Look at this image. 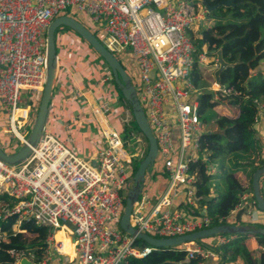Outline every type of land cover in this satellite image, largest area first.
<instances>
[{"label": "built area", "instance_id": "built-area-1", "mask_svg": "<svg viewBox=\"0 0 264 264\" xmlns=\"http://www.w3.org/2000/svg\"><path fill=\"white\" fill-rule=\"evenodd\" d=\"M190 2L0 0V147L7 154L20 150L14 143L27 144L33 128L47 79V34L55 19L79 17L119 61L131 53L135 66L129 75L157 140L159 170L168 182L155 203L142 191L130 223L155 239L210 229L206 214L194 217L175 208L182 194L184 207H198L191 165L202 158L199 141L205 130L199 114L200 92L191 73L196 63L194 33L199 26L202 38L200 23L207 19L208 9ZM63 41L60 37L57 47ZM198 62L210 64L206 50ZM215 63L217 69V58ZM210 90L223 96L230 93L215 81ZM102 104L107 116L121 119L120 104L112 93H107ZM131 139L142 142L136 129ZM202 159L209 162L207 156ZM133 181V157L120 131L103 133L96 163L77 155L54 135L43 134L25 162L11 166L0 159V193L19 200L0 219L13 214L21 221L33 219L49 227L48 257L64 254L56 235L66 229L65 235L75 239L77 264H128L131 259H146L157 248L140 247L138 239L120 226L126 201L123 191L127 187L129 192ZM261 190L264 197V182ZM253 200L254 193L248 191L242 196V205L251 207ZM247 215L251 226L264 228V212L253 209ZM214 239L213 243L203 239L177 248L201 264H221L220 247L233 237Z\"/></svg>", "mask_w": 264, "mask_h": 264}, {"label": "trees", "instance_id": "trees-1", "mask_svg": "<svg viewBox=\"0 0 264 264\" xmlns=\"http://www.w3.org/2000/svg\"><path fill=\"white\" fill-rule=\"evenodd\" d=\"M221 1L224 0H191L190 3L194 7L201 4L209 9ZM206 20L214 23L201 28L202 38L196 40V63L191 73L194 85L200 92L198 99L202 124L205 128L208 123L202 116L208 94L202 89L206 67L199 64L198 57L205 50L212 60L211 67L215 68L216 53L219 50H222L225 62L230 65L220 76L221 88L228 90L229 95L215 94L210 90L209 94L215 97V101L208 105L213 107L219 99L230 96L239 113L236 116L218 114L214 117L217 130H204L201 135L199 154L202 158L207 156L209 162L200 158L191 165V173L196 175L195 197L198 207L188 206L185 211L194 217H201L206 212L210 228L250 225L244 217L249 211L258 209L257 203L254 199L251 207L242 205V196L248 191L253 192V175L264 168L262 145L256 131V117L260 105L264 104V0H235L234 7H220L208 12ZM88 47L102 61L111 76L112 84L118 89L109 65L90 45ZM119 94L132 116L129 125L121 132L125 145H129L132 140L133 129L138 131L147 144L146 151L140 157L131 154L135 176L140 163L147 156L149 146L133 118L131 106L121 92ZM238 175L245 179L246 184ZM215 181L216 184L211 185ZM263 182L264 178L261 179ZM18 203L19 200L0 193V215L11 211ZM225 236H232L233 239L220 247L223 252L221 264H264V235L256 236L260 246L257 252L247 247L246 242L251 236ZM49 237L50 228L33 219L21 221L19 216L13 214L0 219V264H16L23 257L30 259L33 264H43L48 258ZM73 240L74 236H71L74 245ZM137 244L140 247L149 246L139 240ZM128 264H201V260L190 259L186 251L170 247L157 249L146 259H131Z\"/></svg>", "mask_w": 264, "mask_h": 264}, {"label": "crops", "instance_id": "crops-1", "mask_svg": "<svg viewBox=\"0 0 264 264\" xmlns=\"http://www.w3.org/2000/svg\"><path fill=\"white\" fill-rule=\"evenodd\" d=\"M57 48L60 50L58 53L59 70L44 134L54 135L77 155L96 163L103 146V133L110 130L121 131V119H112L103 112L104 97L108 92L112 93L120 104L122 116L131 115V113L112 84L106 67L82 39L71 34L67 39L64 38L63 45ZM120 61L127 71L135 66L131 53L120 58ZM209 62L210 64L212 62L210 58ZM210 64L208 63V66ZM213 70L215 69L213 68ZM106 76L109 78H105ZM262 105L256 123V131L262 145L264 158V104ZM243 181L246 182L245 179ZM165 188L166 184L161 188L159 196ZM184 204L185 196L182 194L176 200L175 208L185 212ZM248 217L246 214L244 220L249 224ZM65 232L67 231H60L56 235L58 242H64V254L53 253L48 257L46 264H77L75 239L73 245L71 238H68ZM214 238H208L205 241L213 243ZM246 244L253 252L260 250L254 236H251Z\"/></svg>", "mask_w": 264, "mask_h": 264}, {"label": "water", "instance_id": "water-1", "mask_svg": "<svg viewBox=\"0 0 264 264\" xmlns=\"http://www.w3.org/2000/svg\"><path fill=\"white\" fill-rule=\"evenodd\" d=\"M235 6V0H224L213 8H209L208 12L218 9L220 7L231 8ZM60 27H68L74 33L78 34L93 50L101 56L109 65L116 85L118 86L123 98L131 106L133 118L146 138L149 146L147 156L140 163L139 168L134 176L133 186L128 192L125 201V209L121 219V229L128 235L136 237L139 241H143L150 246L157 249L170 248L184 245L189 242H197L203 239L217 237L220 235H249L260 236L264 235V228H257L251 225L235 226V225H221L210 229L199 231L190 235L176 237L172 239H155L146 234L134 229L130 223V217L135 203L144 190L146 176L155 164L158 154L157 140L148 123L145 112L139 101L135 86L132 79L127 72L124 65L118 58L109 51L104 44L92 33L84 24L78 20L63 16L55 19L49 27L47 34V79L45 83L44 92L39 105L37 116L30 132L27 144H25L18 152L14 154H7L0 147V159L8 165L17 166L25 162L32 154L33 149L36 148L44 134V129L47 117L50 111V105L53 97L54 88L57 81L59 70V57L57 52L56 32ZM217 63L219 67L214 73V81L217 86H221V73L230 65L225 62L222 50L216 53ZM233 66V65H232ZM264 178V168L257 170L252 179L254 199L257 203V208L264 212V197L261 190V179ZM206 213L203 212L202 215ZM16 264H33L27 257H23Z\"/></svg>", "mask_w": 264, "mask_h": 264}, {"label": "rangeland", "instance_id": "rangeland-1", "mask_svg": "<svg viewBox=\"0 0 264 264\" xmlns=\"http://www.w3.org/2000/svg\"><path fill=\"white\" fill-rule=\"evenodd\" d=\"M190 5L192 6L191 3ZM76 19L78 21H81L79 17L78 18L76 17ZM213 23L214 22L212 20H205L203 23H200V26L202 25V27L207 28L211 26ZM199 33H200V28L198 26L197 32L194 33V37L196 40L200 38ZM71 34L76 35V33H74L68 27H60L56 32V43H59L58 40L60 37L67 39L69 36H71ZM57 52L60 53V50L58 48H57ZM205 67H206L204 71L205 79L202 85V89L205 91V93L208 94V96H207V106L202 108V116L203 118H206L208 120V123L205 125V130L215 131L217 130V126L215 125L214 117L217 116L218 114L225 115V116H234L238 113V108L236 107V105L233 104V99L230 96L226 99H219L217 102H215L216 105H214L213 107L208 105V103H213L215 101V97L209 94V92L212 86L211 84L212 81L214 83L213 75L215 73L216 67L214 68L215 70H213V67H211L210 65L208 66V64ZM128 71H129V74L132 75V71L129 69ZM116 90L120 92L119 88L118 89L116 88ZM131 120H132V116L130 114L127 116L125 115L121 117V120H120L121 131L120 132L124 131V129L129 125ZM141 139H142L141 143H136V141L131 140L129 141V145H126V149L128 150V152H130V154L136 157H140L141 153L146 151L145 148L147 147V144L143 140L142 137ZM16 145H17L16 149H21L23 147V145H20L19 143H14L13 146H16ZM160 163H161V160L158 159L156 163L153 165V167L151 168L150 172L146 176V181H145L144 190H143V194L149 195L150 201L154 203H155V200L159 196V192L161 188L168 182L167 178H165L164 174L159 170L161 166ZM237 177L241 178L242 176L238 175ZM215 184H216V181L213 182L211 185L214 186ZM130 186H132V184H130ZM127 195H128V188L125 187L123 191V196L127 197Z\"/></svg>", "mask_w": 264, "mask_h": 264}, {"label": "bare ground", "instance_id": "bare-ground-1", "mask_svg": "<svg viewBox=\"0 0 264 264\" xmlns=\"http://www.w3.org/2000/svg\"><path fill=\"white\" fill-rule=\"evenodd\" d=\"M61 231H66V229L61 230ZM67 243H68V241H67ZM62 252L64 253V242H63Z\"/></svg>", "mask_w": 264, "mask_h": 264}]
</instances>
